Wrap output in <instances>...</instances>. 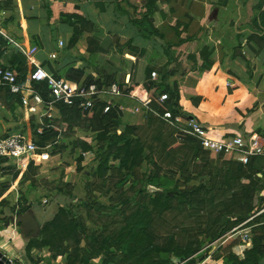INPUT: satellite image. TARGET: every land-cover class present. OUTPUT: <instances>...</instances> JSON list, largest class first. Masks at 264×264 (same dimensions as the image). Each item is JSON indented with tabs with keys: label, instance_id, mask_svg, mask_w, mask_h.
Listing matches in <instances>:
<instances>
[{
	"label": "trees",
	"instance_id": "16d2710c",
	"mask_svg": "<svg viewBox=\"0 0 264 264\" xmlns=\"http://www.w3.org/2000/svg\"><path fill=\"white\" fill-rule=\"evenodd\" d=\"M176 1L184 2V0H148L145 5L128 2L132 8L126 10L119 6L120 0H114L117 10L128 16L129 22L137 29L141 37L150 40L153 36L161 35V39L164 40L163 53L153 47L146 49L134 45L131 39H127L123 46L131 48L132 54L125 56L121 52L123 54L121 56V80L111 76L106 81L100 78L84 79V81L105 83L119 81L122 83L125 76L129 75L130 85L142 84L152 96L154 106L160 111L177 112L181 109L179 104L181 94L186 95L191 102H196L194 86L204 73L211 70V65L195 69L191 86L178 82H174L173 85L167 83L168 78L176 74L178 67L187 58L192 57L191 50L198 42L196 34L189 32V25L176 17L173 5ZM192 1L195 5H199L196 0ZM258 10L256 28L262 29L264 39L262 4L258 6ZM51 14L52 12L48 9V18ZM55 22L56 25L66 23L72 28V33L68 38L70 45L78 42L82 32L88 28L87 25L96 28L95 23L86 19L78 9L62 13ZM93 32L104 36L98 41L97 48L87 50L88 61L99 65L105 58V48L112 43L110 39L119 40L122 37L104 32L102 27H98L95 31L92 30ZM118 49L121 51L122 47L119 46ZM261 49L264 50V46ZM9 68L21 82H27L39 91L44 99L48 98L47 85L42 81L31 80L29 76L31 69L28 70L25 64ZM65 68L64 76L60 75V70L47 69L67 80L81 81L84 71L82 68L75 64H68ZM152 72L156 73L155 78L151 77ZM185 75L186 73L183 74ZM0 89L5 91L8 99H12L16 105L22 107L19 100L7 88L0 87ZM164 93L168 95V99L159 102L160 95ZM103 106L104 103H96L90 109L83 110L76 106L57 105L58 117L46 116L44 118L46 123L53 126L45 128L43 134L36 136V142L40 145L51 143L45 139L59 135L57 123L61 119L68 121L73 115L79 119L85 117L89 126L104 127L106 133L109 134L103 138L105 146L99 154V166L97 167L99 177L104 178L109 172H117L123 181L127 178V173L123 172L127 161L130 169L139 163H145L149 167L156 168L155 172H150L146 177V181L154 185L156 190L148 204L138 205L128 212L113 210L103 215L104 217L100 219L103 231L100 233L91 231L86 220L74 214L70 209L61 208L54 219L45 225L46 237H43L41 245L50 243L49 236L52 233L49 230L51 228L65 226L71 232L76 229L82 230L95 256L105 255L113 259L120 257L122 264H199L201 261V264H264V197L254 193L255 187L242 182V177L246 175L244 170L246 166L249 171L255 169L256 172L264 175L262 173L264 169L256 167L253 161L255 157L244 165L230 155L204 150L189 135H183L182 140L179 141L176 135L170 132L166 125L154 115L145 118L143 126L140 127V130L142 129L140 134H134L136 126L126 125L121 130L119 128L120 116L114 109L105 112ZM38 126L39 122L31 114L25 122L24 131L21 132L29 130L34 135ZM117 129H120L118 134ZM182 155L186 157L183 158L181 167L175 170L172 166ZM213 157L232 161L234 166L232 169H223L219 176L217 170L214 173V168L206 164L208 158ZM117 160L119 161L118 166L112 164V161ZM81 161L82 157L79 156V165ZM191 166L195 168L190 170ZM202 168L207 169L202 170ZM256 172L255 175L258 177ZM194 173L201 174L196 178L193 176ZM196 179H200V183L192 184L191 182ZM239 189L244 191L241 196L237 192ZM242 199L246 201L245 204H242ZM130 201L126 200L122 205L129 207ZM228 213L230 215L227 216ZM166 214L171 216V224H168L167 228H159L156 220ZM246 228L249 229V235L245 241L243 257L240 258L231 251L223 252L225 245L231 249L237 245L238 232L241 233ZM202 235L203 238L200 240ZM158 237L160 239L163 237L162 241H159ZM204 242H208L205 244H209L208 248L197 255ZM211 243H217V249L208 256ZM89 255L90 258H94L91 254ZM174 259H178V262ZM69 260L71 261L69 264L74 262L71 256Z\"/></svg>",
	"mask_w": 264,
	"mask_h": 264
},
{
	"label": "rangeland",
	"instance_id": "374dc122",
	"mask_svg": "<svg viewBox=\"0 0 264 264\" xmlns=\"http://www.w3.org/2000/svg\"><path fill=\"white\" fill-rule=\"evenodd\" d=\"M147 1L120 0L119 6L131 10L132 7L128 2L145 5ZM196 1L199 5H195L192 0L176 1L173 4L176 17L189 25V32L196 34L198 42L191 50L192 57L187 58L178 67L176 74L168 78L167 83L173 85L174 82H178L191 86L194 81L195 69L204 65H211L213 68L218 65L227 66L230 63L241 64L248 73L251 72L252 74L263 70L264 67L258 63L262 60L255 59V56H251L247 50L251 49L253 53H257L264 46V39L262 35L258 34H263V31L256 28V20L259 15L258 6L260 7L262 4L263 9L264 0ZM113 4L116 12H113L109 18L112 16L113 24L123 25L120 18L123 14L117 10L114 0ZM66 8L70 9V6L59 9L65 10ZM62 13L64 12L57 13L58 18ZM93 15L96 20H99L101 14L95 10ZM124 17L126 18L125 23L130 27L132 24L129 22L128 16L124 15ZM90 21L95 23L96 28L87 25L88 28L82 32L78 42L75 45H70L67 42L66 46L70 54L80 56L77 67L84 70L81 80L100 78V80L106 81L111 76L121 80V56L123 54L131 56L132 54V49L123 46V44L127 39H131L134 45L137 44L127 36V29L124 31L127 34L114 33V35L121 36L122 39L111 38L112 43L105 48V58L101 64L94 65L88 61L87 50L88 48L91 50L97 48L98 41L102 40L104 36H99L95 32L92 33V30L95 31L102 26L98 21ZM241 27L251 28V30L244 31L243 42L239 38L241 34L236 33L242 29ZM139 35L138 33L137 37ZM161 38V35L153 36L148 43L137 46L146 49L153 47L158 52L163 53L164 40ZM119 46L122 47L121 51L118 49ZM82 54L86 57H83ZM242 56L245 58H241ZM65 72L66 68H61L60 75L64 76ZM184 73H186L185 76H183ZM10 101L14 105L15 111L2 113L3 122H1L5 127L2 133L5 131H22L29 116L12 99ZM121 103L126 107L133 105L126 101H121ZM179 104L187 116L191 112L194 113L189 109L190 103L184 94L180 95ZM54 114L52 112L51 116ZM144 120L145 118L139 113L132 114L130 111H125L119 118V128L123 130L126 125L136 126L134 134H140L142 132L140 127L143 126ZM57 124L60 129L59 135L45 139L47 142H53L50 147L52 150L51 160L41 164H31L27 170L15 174L11 180L8 176L0 181V251L14 264H69L71 262L70 256L74 261L70 264H122L120 257L113 259L105 255L95 256L92 253L90 243L87 242L80 229L71 232L65 226L51 228L49 230L52 233L49 236L50 243L41 245L43 237H46L44 227L54 219L59 209L64 208L70 209L77 216L84 218L91 231L100 233L103 231L100 219L107 212L113 210L128 212L138 205L150 202L156 187L149 184L146 177L150 172H155L156 168L149 167L145 163H139L130 169L127 161L123 169V172L127 173L125 180L122 181V177L117 172H109L104 178H101L98 175L97 167L99 166V154L105 146L103 138L109 136L106 129L89 126L85 117L79 119L74 115L68 121L61 119ZM79 156L82 157L80 165L78 163ZM184 157L186 155L180 156L178 162L172 166L175 170L181 167ZM112 164L118 166L119 161H112ZM199 164L202 165V163ZM206 164L214 168V173L217 170L219 176L223 169H232L234 166L232 161L223 160L219 157L208 158ZM219 167L220 169H217ZM194 168L191 166L190 170ZM206 169L202 168V170ZM244 170L246 175L242 177V182L255 187L254 193L264 197V175L256 172L255 169L249 171L248 166ZM255 172L260 178L255 175ZM262 173L264 174V171ZM200 174L194 173L193 176L198 178ZM191 183L198 184L200 179ZM237 192L241 196L244 191L239 189ZM126 200H131L129 207L122 205ZM242 201V204L246 203L245 200L242 199ZM112 206L116 209H113ZM226 215L228 216L230 213ZM118 221L121 222V219L118 218ZM156 223L159 228H167V225L171 224V216L169 214L163 215L156 220ZM104 231L106 232V230ZM242 233L238 232L239 235L236 236L237 245L232 249L225 245L223 252L231 251L238 256L241 252L243 253L245 243L242 241ZM202 238L203 235L200 240ZM161 239L159 238V241ZM206 243L208 242L201 245L197 255L208 248L209 244L205 245ZM216 247L217 243L210 245L208 256L216 251ZM89 254L94 258H90ZM174 260L178 262V259Z\"/></svg>",
	"mask_w": 264,
	"mask_h": 264
},
{
	"label": "crops",
	"instance_id": "0c3cea01",
	"mask_svg": "<svg viewBox=\"0 0 264 264\" xmlns=\"http://www.w3.org/2000/svg\"><path fill=\"white\" fill-rule=\"evenodd\" d=\"M68 6L70 9L62 10ZM48 9L52 12L49 18ZM72 9H78L88 19L98 21L104 32L128 33L127 36L137 45L149 42L140 35L137 37L136 28L127 26L124 15L120 16L123 25L113 24L114 19L112 16L109 18L116 12L113 0H0V63L14 68L25 64L30 70L34 66L28 59L30 56L37 63L54 71H59L68 64L77 66L80 56L70 54L66 47L72 28L66 23L56 25L55 22L57 13ZM95 10L101 14L99 20L94 18ZM241 28L236 33L241 34L239 38L242 41L244 31L251 28ZM126 29L127 33H124ZM250 50H247L249 54L262 60L258 63L264 67V51L253 53ZM23 52L28 53V56ZM52 53H55L54 58L50 57ZM228 82L232 86H228ZM194 89L196 102L188 99L189 109L194 112L190 111L189 117L199 121L206 128L209 137L222 140L237 134L249 136L255 133L264 138V68L259 73L252 74L241 64L214 66L196 82ZM12 106L14 105L6 97L5 91L0 89V135L6 133H2L5 128L2 113L15 111ZM18 107L26 111L23 106ZM253 161L256 167L264 169V156H257Z\"/></svg>",
	"mask_w": 264,
	"mask_h": 264
},
{
	"label": "built area",
	"instance_id": "2783aa9c",
	"mask_svg": "<svg viewBox=\"0 0 264 264\" xmlns=\"http://www.w3.org/2000/svg\"><path fill=\"white\" fill-rule=\"evenodd\" d=\"M23 53L28 56V53ZM50 57L54 58L55 53L50 54ZM28 59L34 65L30 70V79L42 81L47 85L48 98L44 99L39 91L27 82H21L9 67L0 63V87L7 88L19 100L27 113L34 115L39 122L34 135L29 130L11 131L0 135V181L8 176L11 180L15 174L27 170L31 164H41L51 160L50 147L53 142L40 145L35 137L43 134L45 128L53 126L46 123L44 118L50 117L52 112L55 113L54 117H58L56 106L60 104L88 110L96 103H104L105 112L114 109L119 116L125 111H130L132 114L139 113L144 118L154 115L176 135L179 141L182 140L183 135H189L204 150L230 155L244 165L248 164L253 157L264 156V138L255 133L249 136L237 134L222 140L211 138L206 128L196 119L184 114L182 109L177 112L160 111L154 106L152 96L142 84L130 85L129 75L125 76L122 83L84 80L75 82L55 75L30 56ZM151 77L155 78L156 73L152 72ZM227 85L232 86V83L228 82ZM167 99L168 95L164 93L158 100L164 102ZM121 101L130 102L133 105L126 107ZM117 132L120 133V129H117ZM242 232V241L245 243L249 229L246 228ZM239 256L242 258L243 253L241 252Z\"/></svg>",
	"mask_w": 264,
	"mask_h": 264
},
{
	"label": "water",
	"instance_id": "95a60500",
	"mask_svg": "<svg viewBox=\"0 0 264 264\" xmlns=\"http://www.w3.org/2000/svg\"><path fill=\"white\" fill-rule=\"evenodd\" d=\"M0 264H14L5 254L0 251Z\"/></svg>",
	"mask_w": 264,
	"mask_h": 264
}]
</instances>
